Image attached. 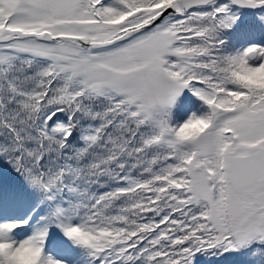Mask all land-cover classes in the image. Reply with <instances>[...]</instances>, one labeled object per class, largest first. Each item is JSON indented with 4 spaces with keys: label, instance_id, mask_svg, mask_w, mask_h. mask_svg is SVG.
I'll return each mask as SVG.
<instances>
[{
    "label": "snow or ice",
    "instance_id": "snow-or-ice-1",
    "mask_svg": "<svg viewBox=\"0 0 264 264\" xmlns=\"http://www.w3.org/2000/svg\"><path fill=\"white\" fill-rule=\"evenodd\" d=\"M0 264H264V0H0Z\"/></svg>",
    "mask_w": 264,
    "mask_h": 264
}]
</instances>
